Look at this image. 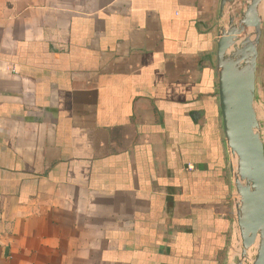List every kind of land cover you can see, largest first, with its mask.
I'll list each match as a JSON object with an SVG mask.
<instances>
[{
  "label": "crops",
  "instance_id": "1",
  "mask_svg": "<svg viewBox=\"0 0 264 264\" xmlns=\"http://www.w3.org/2000/svg\"><path fill=\"white\" fill-rule=\"evenodd\" d=\"M220 2L0 0V264H225Z\"/></svg>",
  "mask_w": 264,
  "mask_h": 264
},
{
  "label": "water",
  "instance_id": "2",
  "mask_svg": "<svg viewBox=\"0 0 264 264\" xmlns=\"http://www.w3.org/2000/svg\"><path fill=\"white\" fill-rule=\"evenodd\" d=\"M234 0H221L220 6ZM264 0H240L216 40L224 137L236 161L234 177L239 250L231 264H264V145L253 107ZM253 251V255H250Z\"/></svg>",
  "mask_w": 264,
  "mask_h": 264
},
{
  "label": "rangeland",
  "instance_id": "3",
  "mask_svg": "<svg viewBox=\"0 0 264 264\" xmlns=\"http://www.w3.org/2000/svg\"><path fill=\"white\" fill-rule=\"evenodd\" d=\"M240 1V0H239ZM239 3V2H238ZM237 4V3H236ZM235 231L234 235L232 236V233ZM237 234V231H236V226H235V230H231L229 236H228V240H227V248L225 250L226 252V257H225V264H231V259H232V255L230 256L231 254V246H232V241L234 240V236Z\"/></svg>",
  "mask_w": 264,
  "mask_h": 264
},
{
  "label": "bare ground",
  "instance_id": "4",
  "mask_svg": "<svg viewBox=\"0 0 264 264\" xmlns=\"http://www.w3.org/2000/svg\"><path fill=\"white\" fill-rule=\"evenodd\" d=\"M262 9H264V5L262 6ZM238 243V242H237ZM236 246V245H235Z\"/></svg>",
  "mask_w": 264,
  "mask_h": 264
}]
</instances>
